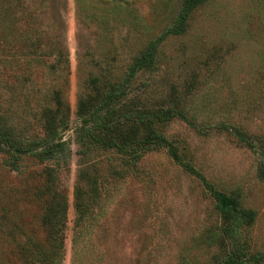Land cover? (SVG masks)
Masks as SVG:
<instances>
[{"label":"rangeland","instance_id":"1","mask_svg":"<svg viewBox=\"0 0 264 264\" xmlns=\"http://www.w3.org/2000/svg\"><path fill=\"white\" fill-rule=\"evenodd\" d=\"M181 14L182 0H0V58L3 51L8 55L7 64L0 62L1 111L28 138L43 135L41 112L55 104L56 91L65 103L61 109L70 127L62 136L72 143V157L58 180L67 200L64 264L72 259L80 165L74 143L78 97L90 73L102 70L110 80L120 79L160 39L155 71L136 76L127 98L187 115L196 128L175 118L161 125L163 135L216 189L257 213L241 241L264 253V180L257 153L264 142V0H208L183 23ZM62 46L67 67L58 60ZM223 125L247 135L255 150ZM119 159L99 152L89 160L98 167L108 218L92 238L86 264H218L214 259L224 251L207 238L220 217L201 182L163 148L152 149L121 178L111 177ZM5 161L0 153V215L10 213L18 232L12 241L2 232L7 228L0 229V259L22 264L11 245L29 236L46 241L43 205L35 197L46 165L26 160L19 174Z\"/></svg>","mask_w":264,"mask_h":264},{"label":"trees","instance_id":"2","mask_svg":"<svg viewBox=\"0 0 264 264\" xmlns=\"http://www.w3.org/2000/svg\"><path fill=\"white\" fill-rule=\"evenodd\" d=\"M208 0H182L180 22L197 7ZM8 30L7 25H4ZM3 49L7 45L3 39ZM161 39L151 41L144 51L137 55L125 76L110 80L106 72H92L84 83V92L78 97L77 116L80 125L74 131V143L79 147L80 165L74 186L75 220L72 238L71 264H86L91 251V241L108 218L105 199L100 193L97 165H89L91 155L110 152L118 156L117 168L110 167L111 177L121 178L125 169L136 167L154 148L166 149L173 161L183 170L198 179L205 191L214 201V209L220 217L219 227L207 238L210 246L219 244L224 256L214 259L218 264H264V253H255L241 241V232L251 227L257 213L241 206L238 198L215 188L207 178L191 164L186 163L175 145L161 131V125L172 119H180L193 128L191 120L179 108H164L151 105L136 96L127 98L133 79L141 73L156 69L157 54ZM8 55L3 51L0 62L7 64ZM59 63L68 65L67 52L62 46L58 51ZM54 67V65L52 66ZM55 104L44 107L41 112V129L43 135L22 136L14 127L11 115L0 109V153L6 156L5 166L21 174L22 163L34 159L46 165L42 172L43 188L35 195L43 205L41 226L45 230L46 241L40 242L35 236H29L23 242L11 245L15 256L22 264H64L65 229L67 220V200L59 187L60 170L67 167L72 157L69 146L62 134L69 129V121L62 111L65 103L60 94L54 93ZM174 104L178 105L177 102ZM250 150H255V143L240 130L223 125ZM259 157V174L264 180V142L257 152ZM90 166V167H89ZM112 167L115 166L111 165ZM120 167V169L118 168ZM93 171V174L90 173ZM7 211L0 215V229L10 240H16L18 226L11 221ZM15 227V228H14ZM0 264H9L0 259ZM91 264V262H90Z\"/></svg>","mask_w":264,"mask_h":264}]
</instances>
